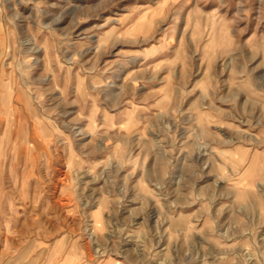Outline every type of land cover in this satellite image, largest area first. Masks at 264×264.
I'll list each match as a JSON object with an SVG mask.
<instances>
[{"label":"rangeland","instance_id":"1","mask_svg":"<svg viewBox=\"0 0 264 264\" xmlns=\"http://www.w3.org/2000/svg\"><path fill=\"white\" fill-rule=\"evenodd\" d=\"M264 264V0H0V264Z\"/></svg>","mask_w":264,"mask_h":264},{"label":"crops","instance_id":"2","mask_svg":"<svg viewBox=\"0 0 264 264\" xmlns=\"http://www.w3.org/2000/svg\"><path fill=\"white\" fill-rule=\"evenodd\" d=\"M77 262L78 261L69 262V258H68V254H67V255L62 256L60 264H80V263H77Z\"/></svg>","mask_w":264,"mask_h":264}]
</instances>
